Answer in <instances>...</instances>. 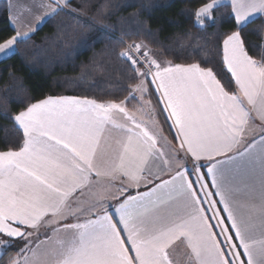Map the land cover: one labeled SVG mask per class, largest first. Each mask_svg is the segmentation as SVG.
Masks as SVG:
<instances>
[{
    "label": "snow or ice",
    "instance_id": "1",
    "mask_svg": "<svg viewBox=\"0 0 264 264\" xmlns=\"http://www.w3.org/2000/svg\"><path fill=\"white\" fill-rule=\"evenodd\" d=\"M67 4L42 2L47 15L32 31ZM217 4L199 8L196 22ZM231 8L241 30L223 40L227 83L210 67L164 65L129 45L120 56L138 83L124 99L48 97L15 115L22 135L0 150V246L18 238L30 248L27 238L43 228L46 241L24 264H176L179 247L187 264H264V167L259 189L246 171L257 130L264 145V58L253 59L241 37L264 0H231ZM28 36L17 31L0 52ZM136 92L141 107L131 110ZM146 94L157 96L178 149L166 153L155 122L137 116ZM259 159L264 166V151Z\"/></svg>",
    "mask_w": 264,
    "mask_h": 264
},
{
    "label": "trees",
    "instance_id": "2",
    "mask_svg": "<svg viewBox=\"0 0 264 264\" xmlns=\"http://www.w3.org/2000/svg\"><path fill=\"white\" fill-rule=\"evenodd\" d=\"M212 0H70L0 61V150L14 149L22 130L15 115L51 96L124 99L138 80L120 56L125 42H144L175 64L210 67L227 83L222 64L223 40L241 29L230 3L212 10L197 24L195 13ZM248 53L264 58V14L245 26ZM16 34L7 0H0V43ZM138 67V66H137ZM232 87H235L234 83ZM22 241L18 243V247ZM17 247L4 252L8 264Z\"/></svg>",
    "mask_w": 264,
    "mask_h": 264
},
{
    "label": "crops",
    "instance_id": "3",
    "mask_svg": "<svg viewBox=\"0 0 264 264\" xmlns=\"http://www.w3.org/2000/svg\"><path fill=\"white\" fill-rule=\"evenodd\" d=\"M7 1H8L9 9H10V21H11L12 26L15 28L16 32L17 31H19L21 33L27 32V33H29V36L37 31V30L32 31L33 29H36V19L35 18L37 16L44 18L47 15L45 12V9L43 7H41V3L42 2L43 3H50L51 2V0H7ZM69 1L70 0H68V2ZM223 3H230L231 4V0H218L217 6L220 4H223ZM260 15H262V14H253V16H251L249 18V21L246 24H248L249 22H251L255 18L259 17ZM50 17H48V18H50ZM43 23L40 24L39 28L43 25ZM147 48H149V47L147 46L146 49ZM15 50H16V45H14V47L11 49L6 50L5 52H0V61L5 59L6 57L10 56L12 53L15 52ZM153 52H154V56H156V58H157L156 59L157 62L162 63L164 65H167L169 63H171L172 65H175V63H173L171 60L165 58L161 54H159L155 51H153ZM153 52H152V50L150 51L151 54ZM253 59H256L258 61L260 60V59L254 58V57H253ZM182 65H187V64H182ZM145 84L149 88V90L151 91L152 86L150 84H148L147 81H145ZM135 95L137 97V100H131L128 103V107L131 110H134L135 105L139 104L137 102L139 100L138 99V92H136ZM64 96H72V95H64ZM51 97H59V96H51ZM76 97H79V96H76ZM80 98H84V97H80ZM144 98L150 99L153 103L152 105L157 107L156 104L154 105V101L152 100L153 98L157 99V96H154L151 94H146L144 96ZM44 99H46V98H44ZM44 99H42V100H44ZM159 106H160V108L162 107V105H159ZM157 115H158V120L161 123L162 131L164 133H166L169 137L167 140L168 143H170L174 147L177 146L179 148V142L175 139V129H170L169 125L171 122L165 121V115L166 114H161L160 110H158ZM257 123H258V121H257ZM255 139H256L255 147L253 149H251L249 155L246 157V161H247L246 171H247L248 175L251 177V182H253L255 184V187L257 189H259L260 179H261V175H262V167H264L261 164V161L259 159V155L262 151H264V145L260 144V142H259L260 134H259L258 130L255 133ZM247 140H248V143H251L252 142V136H249L247 138ZM159 144H160V142H159ZM246 146H247L246 144H242L240 146V150L243 151ZM162 178H168V173H164L162 175ZM119 183H120V181L117 180L113 187H118ZM140 190L144 191L146 189L141 187ZM131 191L133 192V194L135 193V189H133ZM0 239H6V238L0 237ZM46 239H47V237L45 235L44 229L42 228V229H40V233H39L38 238H37V235L35 233L32 237L27 238V242L30 245V248L25 247V240H20L17 238V239H13L11 241H8L6 246H0V259L5 252V248L9 249L11 247H17L18 248L17 252L15 253V256L13 258H18L21 261V264H24V261L26 258L29 260L32 259V253H33V251L36 250L37 245H40L41 241H46ZM20 241H22V243L18 247V243ZM241 252H242V249H241ZM172 257L176 261V264H187L188 257L186 256L185 249L183 247L177 248L172 253ZM242 258L245 260V264H246L247 257H242Z\"/></svg>",
    "mask_w": 264,
    "mask_h": 264
},
{
    "label": "rangeland",
    "instance_id": "4",
    "mask_svg": "<svg viewBox=\"0 0 264 264\" xmlns=\"http://www.w3.org/2000/svg\"><path fill=\"white\" fill-rule=\"evenodd\" d=\"M211 16H212V13H211ZM210 17H201L203 23H197V24H200V25H203L205 23V19L206 18H211ZM135 42V41H134ZM134 42H128V43H134ZM126 43V42H125ZM139 45H141L143 48L146 49L147 47V44H145L144 42H138ZM127 47V46H126ZM149 49V50H148ZM150 56L152 57V59H157L156 56H154V52L155 50H152L150 48H147ZM152 50V54L150 53V51ZM126 51V49H125ZM155 52L159 53L160 52L158 50H156ZM139 68V67H138ZM140 71H142L140 68H139ZM134 88V86H133ZM138 99H140V93L138 92ZM154 101V105L156 104L157 105V99L156 98H153L152 99ZM150 102V103H149ZM152 101L150 99H146L143 97V115L137 111L136 114L138 117L144 119L147 123H149V125H152L153 121L155 122V131L162 137V139L160 140V145L163 146V149L164 151L167 153L170 151V148L171 149H178V147H174L173 145H171L170 143H168V135L166 133H164L162 131V128H161V123L160 121L158 120V115H157V111L160 110V106L157 105V107L153 106L152 105ZM141 107V104H138V105H135L134 107V110L135 109H138ZM170 146V147H169ZM181 156H183V153H180ZM190 167V165H189ZM116 191V187H112V192L114 193Z\"/></svg>",
    "mask_w": 264,
    "mask_h": 264
},
{
    "label": "built area",
    "instance_id": "5",
    "mask_svg": "<svg viewBox=\"0 0 264 264\" xmlns=\"http://www.w3.org/2000/svg\"><path fill=\"white\" fill-rule=\"evenodd\" d=\"M137 44L139 45L138 42H134V43H128V42H126V46H127V47H126V51H127L129 45H137ZM141 52H142V53H143V52H147V53H148V58H149V59H152V57L150 56L148 50L145 49V48H143L142 46H141ZM132 55H133L134 57H137L140 61H143V60H144V56H143V55H140L139 53H136V51H135L134 48L132 49ZM137 66H138L142 71H144V70L147 69L148 64H147V63H144L142 67H141L139 64H137Z\"/></svg>",
    "mask_w": 264,
    "mask_h": 264
}]
</instances>
